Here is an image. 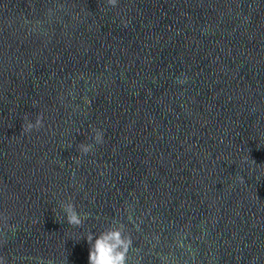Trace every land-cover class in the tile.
Listing matches in <instances>:
<instances>
[{
	"label": "clouds",
	"instance_id": "obj_1",
	"mask_svg": "<svg viewBox=\"0 0 264 264\" xmlns=\"http://www.w3.org/2000/svg\"><path fill=\"white\" fill-rule=\"evenodd\" d=\"M106 3L111 7H115L118 4V0H106ZM37 103L34 101V106ZM22 119L21 133L24 134L39 131L45 126L42 113H38L34 121L29 118L28 114H25ZM91 131L90 140L92 142L87 144L81 142L76 145L81 156L94 152L98 145L105 143L106 130L93 127ZM60 211L63 214L62 219L66 221L67 225L75 228L83 227L86 217L77 211L74 203L61 201ZM86 238L90 245L88 264H127L128 252L130 247H132L133 241L130 237L127 239L123 238L119 227L101 231L99 234L88 231Z\"/></svg>",
	"mask_w": 264,
	"mask_h": 264
}]
</instances>
